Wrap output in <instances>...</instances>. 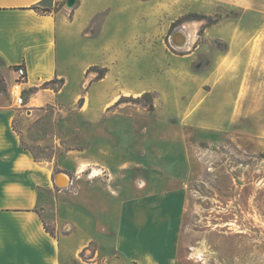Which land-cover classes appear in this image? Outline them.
Here are the masks:
<instances>
[{"label":"rangeland","instance_id":"rangeland-1","mask_svg":"<svg viewBox=\"0 0 264 264\" xmlns=\"http://www.w3.org/2000/svg\"><path fill=\"white\" fill-rule=\"evenodd\" d=\"M77 2L68 8L66 0L51 6L46 0L39 8L57 12L63 7L71 18ZM103 9L84 30L88 38L100 32L110 8ZM114 9L130 14L118 31L97 44L98 65L108 67L105 78L98 80L93 70L83 75L88 86L102 92L91 117L86 116L88 86L74 93L81 59L72 61L61 94H56L59 81L49 84L51 89L38 91L42 84L31 87L24 96L29 106H14L8 95L12 74H6L9 84L0 77L5 83L0 106L13 109L15 118H25L22 146L52 167L54 175L66 173L65 187L71 183L70 189L47 193L42 205L50 211L54 203L73 197V204L84 210L89 201H109V194L129 198L148 186L171 189L183 184L186 202L179 251L184 264H264V17L242 9L240 0H114ZM188 12L223 17L207 29L206 21L197 18L172 26ZM119 20L116 15L105 32L114 31ZM177 30L189 36L182 46L170 42ZM145 92L151 93L152 107L148 97L111 102L121 94L136 98ZM92 94L96 100L95 89ZM89 118L97 119L94 125L103 142L120 158L114 162L109 151L97 154L91 149L106 168L101 175L73 171L75 157L81 154L77 151L96 145L83 127H92L86 122ZM179 146L191 171L160 169L157 160ZM149 162L152 171H112L144 169ZM97 173L100 179L89 184L92 192L81 193L89 176ZM77 191L79 196L73 193ZM107 224L98 225L106 231L99 250L87 245L90 251L85 255L82 250V258L96 250L90 260L94 264L118 263L112 257Z\"/></svg>","mask_w":264,"mask_h":264},{"label":"crops","instance_id":"crops-1","mask_svg":"<svg viewBox=\"0 0 264 264\" xmlns=\"http://www.w3.org/2000/svg\"><path fill=\"white\" fill-rule=\"evenodd\" d=\"M45 1L0 0V77L9 84L6 74L10 73L12 83L15 78L13 68L23 65L28 89L62 78L64 82L56 92L59 95L68 84L72 61L77 58L81 59L80 83L74 93L81 92L88 86L83 75L90 66L105 67L108 71V67L98 65L100 56L97 55V44L108 33L121 28L130 10L121 12V9H114V0H76L78 2L69 18L63 7L57 12L31 7L44 6ZM61 1L50 0L49 5ZM240 5L242 9L264 17V0H240ZM105 6L110 9H106L100 32L88 38L84 30L96 14L105 10ZM116 15L120 18L117 28L105 32ZM170 42L175 44L172 39ZM104 78L105 74L98 80ZM46 89L51 88L47 86L38 91ZM94 89L97 91L96 100L92 94ZM36 93L33 95L36 96ZM86 93L90 100L86 116L91 117V108H94L102 92L89 85ZM121 96L126 95L121 94L113 99V105ZM63 101L66 102L64 97ZM32 110L30 107L26 109L29 112ZM96 120L87 119L86 122L92 127L83 125L88 136L96 140V145L89 144L77 151L81 153L75 157L73 171L77 173L99 171L101 175L106 171L102 159L92 155L91 149L97 154L107 150L114 162L120 160L114 148L107 147L103 142L104 137L94 125ZM24 123L23 116L15 118L13 109L0 106V264H69L74 260L81 264H94L90 260L95 258L96 250L87 259L82 258L80 252L84 250L86 255L90 251L87 245L90 244L96 245L99 250L100 241L106 238V231L98 230V225L105 221L111 227L108 239L112 257L118 262L115 264H184L179 251L186 202V187L183 184L171 189L148 186L139 195L129 198H121L119 193L109 194V201H89L84 210L74 205L71 197L64 204L54 203L49 211L42 205L43 197L56 189H70L71 183L63 188L58 187L53 168L34 158L32 152L22 146ZM124 148L129 151V147ZM157 161L159 168L165 171H191L180 146ZM152 165L149 162L144 169L130 167L112 171H152ZM89 178V183L81 187V193L92 192L89 184L99 180L100 176L97 173ZM130 188L137 190L136 184L131 183ZM99 192L106 195L104 190ZM73 193L77 195L79 191ZM92 207L96 209L92 210Z\"/></svg>","mask_w":264,"mask_h":264},{"label":"trees","instance_id":"trees-1","mask_svg":"<svg viewBox=\"0 0 264 264\" xmlns=\"http://www.w3.org/2000/svg\"><path fill=\"white\" fill-rule=\"evenodd\" d=\"M31 7L32 8H35L37 10H40L38 5H32ZM41 11H47V9L45 8V9H43ZM224 16H228V15L225 14ZM222 17H223V15L221 13H215V14L212 15V14H203V13H197V12H188V13L180 16L178 19H176L172 23V26L179 25L180 23H182V22H184L186 20H191V19L197 18V19H202V20H205L206 21V23L204 25V28H205V27L211 26L213 24H216L217 22H219L221 20ZM201 31L202 30H200V32ZM89 70L95 71L96 72V76L98 78H102L104 76V74L106 73L107 68H105V67H99L97 65H93V66H90L87 69V71H89ZM57 81L60 82V86L64 82V80L62 78H60V79H52V80L45 81L44 83H42V87H47L49 84L55 83ZM0 89L5 90V83H3V80H2V82L0 81ZM143 97H148L149 98V106L152 107V96H151V93H149V92H145V93H143L141 95V97H136V98L121 96L115 102V104H118L119 102H122L124 100H128V101H138L140 98H143Z\"/></svg>","mask_w":264,"mask_h":264},{"label":"built area","instance_id":"built-area-1","mask_svg":"<svg viewBox=\"0 0 264 264\" xmlns=\"http://www.w3.org/2000/svg\"><path fill=\"white\" fill-rule=\"evenodd\" d=\"M15 78L9 85L8 95L12 103L17 106H25V94L29 90L26 84V69L23 65H18L13 68Z\"/></svg>","mask_w":264,"mask_h":264},{"label":"bare ground","instance_id":"bare-ground-1","mask_svg":"<svg viewBox=\"0 0 264 264\" xmlns=\"http://www.w3.org/2000/svg\"><path fill=\"white\" fill-rule=\"evenodd\" d=\"M188 35L183 30H180V33L176 34L174 36V41L178 46L184 45L188 40ZM56 175V174H55ZM68 175L66 173H62L61 175L57 176L56 183L61 188L65 187V184H67L68 181ZM70 181V179H69Z\"/></svg>","mask_w":264,"mask_h":264},{"label":"water","instance_id":"water-1","mask_svg":"<svg viewBox=\"0 0 264 264\" xmlns=\"http://www.w3.org/2000/svg\"><path fill=\"white\" fill-rule=\"evenodd\" d=\"M76 3V0H66V7H68V8H70V7H72L74 4ZM178 33H180V30H177L173 35H172V41L175 43V41H174V36L176 35V34H178ZM176 44V43H175ZM177 45V44H176ZM62 173H64V172H58V173H56V175H55V178H54V180H55V184L58 186V184L56 183V178H57V176H59V175H61ZM58 187H60V186H58ZM61 188V187H60Z\"/></svg>","mask_w":264,"mask_h":264}]
</instances>
